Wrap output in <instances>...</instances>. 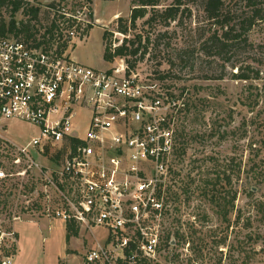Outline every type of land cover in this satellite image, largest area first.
<instances>
[{
    "label": "rangeland",
    "instance_id": "obj_1",
    "mask_svg": "<svg viewBox=\"0 0 264 264\" xmlns=\"http://www.w3.org/2000/svg\"><path fill=\"white\" fill-rule=\"evenodd\" d=\"M160 2L164 9L175 0ZM202 3L181 0L182 10L191 12L181 13L169 26L162 18L149 24V13L135 27L131 0H25L24 5L41 9L40 29L51 25V9L75 18L66 51L75 62L109 70L131 61L141 76L158 80L188 105L181 138L184 157L176 166L180 177L168 188L170 211L164 225L163 240L170 237L176 246L162 243L163 263L264 264V22L250 33V46L243 43L221 58L209 57L201 45L213 26ZM2 16L11 20L6 10ZM24 19L21 10L15 20ZM126 25L128 35L120 33ZM125 39L133 40L140 52L107 63L105 45L116 49ZM248 67L259 71L257 80L233 79ZM77 114L74 130L84 134L90 113L77 109ZM7 131L21 147L41 133L37 125L15 119L7 122ZM15 156L0 154V167L17 169ZM39 188L33 174L0 182V264H87L88 252L104 242L107 232L92 234L77 226V235L68 231L38 202Z\"/></svg>",
    "mask_w": 264,
    "mask_h": 264
},
{
    "label": "built area",
    "instance_id": "obj_2",
    "mask_svg": "<svg viewBox=\"0 0 264 264\" xmlns=\"http://www.w3.org/2000/svg\"><path fill=\"white\" fill-rule=\"evenodd\" d=\"M5 10L0 0V154L15 153L18 168L0 167V182L33 174L37 200L49 215L92 234L106 231L87 264H165L181 96L125 64L96 70L59 56L56 45L35 48L22 37L3 36ZM77 109L90 113L84 134L73 127ZM13 119L37 125L40 136L16 145L7 131Z\"/></svg>",
    "mask_w": 264,
    "mask_h": 264
},
{
    "label": "trees",
    "instance_id": "obj_3",
    "mask_svg": "<svg viewBox=\"0 0 264 264\" xmlns=\"http://www.w3.org/2000/svg\"><path fill=\"white\" fill-rule=\"evenodd\" d=\"M38 1V0H34ZM66 1V0H63ZM90 1V0H89ZM133 9L130 19L132 27L136 26L137 21L145 19L151 13L148 23L151 24L158 18H162L167 26L171 22H176L180 14L191 12L190 9L182 10L181 0H175L174 3L164 9H160V0H131ZM25 0H4L6 12L11 13V20L6 22L2 19L1 33L3 36L22 37L27 42H31L33 47L45 49L57 47L59 56L66 53L69 48V32L73 30L75 19L68 18L65 13L51 9L53 12V20L49 27L40 29L37 27L41 9L39 7L27 8L24 5ZM51 4L49 7L53 8ZM23 10V16L28 18L21 22L15 20V16ZM202 11L207 20L213 26L212 33L206 37L201 45L202 51L209 57L221 58L224 53H228L239 48L243 43L250 46V33L259 24L264 22V0H203ZM129 26H124L120 29V33L128 35ZM141 39V37H139ZM107 41V34L104 35V42ZM135 42L130 39H125L123 44L116 49L112 46L105 45L104 59L107 63H112L115 58L134 57L139 52V48H134ZM146 54V51L144 55ZM129 67L134 68V64L129 61ZM232 68H237L233 66ZM255 74V76H252ZM259 71L252 67H248V71L239 69L236 74H233V79L239 81L257 80ZM185 105V103H184ZM188 107V105H185ZM187 109L184 110L187 111ZM183 132L179 134L178 140V160L184 157ZM180 173L176 170L173 172V179H178ZM170 189V188H169ZM169 192V191H168ZM68 231L78 234L75 230L76 226L68 224ZM170 237L164 239L167 245H170ZM163 242V243H164Z\"/></svg>",
    "mask_w": 264,
    "mask_h": 264
}]
</instances>
